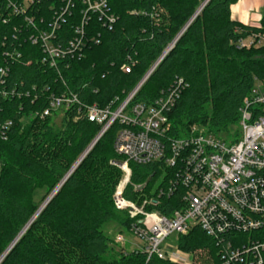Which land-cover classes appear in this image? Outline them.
<instances>
[{
  "label": "trees",
  "instance_id": "16d2710c",
  "mask_svg": "<svg viewBox=\"0 0 264 264\" xmlns=\"http://www.w3.org/2000/svg\"><path fill=\"white\" fill-rule=\"evenodd\" d=\"M67 1L0 0V69H7L3 84L0 75V260L18 239L0 264H173L157 257L147 261L138 250L115 254L104 233L111 223L130 233L133 222L114 202L123 175L111 161L121 159L114 150L121 127L114 125L100 138L59 188L102 127L76 120V108H71L55 129L54 117L42 118V113L51 94L66 91L84 105L105 108L117 97L124 99L156 67L134 103L153 105L171 87L179 88L168 113L171 137L202 124L218 138L237 141L241 109L257 83L264 87V46L237 50L235 44L264 34V14L259 27H250L232 20L231 7L239 0H210L182 33L206 0H105L116 18L112 28L90 14L83 57L53 69L31 36L48 30ZM73 2L57 32L63 47L74 39L86 11L82 1ZM126 64L132 65L129 74L121 69ZM8 122L11 126L2 129ZM130 166L125 198L151 197L163 164ZM179 205L177 191L154 209L169 216ZM246 237L228 234L217 243L195 228L178 237V248L191 254L206 251L210 264H223L220 248Z\"/></svg>",
  "mask_w": 264,
  "mask_h": 264
},
{
  "label": "built area",
  "instance_id": "2783aa9c",
  "mask_svg": "<svg viewBox=\"0 0 264 264\" xmlns=\"http://www.w3.org/2000/svg\"><path fill=\"white\" fill-rule=\"evenodd\" d=\"M80 1L86 6V11L75 30L74 39L65 47L58 45L57 32L74 8L73 0H68L56 14L48 30L31 36L32 43L43 49V62L50 68H57L60 62L83 57L82 51L87 45L85 28L90 14H97L110 28L116 21L109 14L105 0ZM27 21L34 24L31 19ZM260 46H264V34L251 35L235 44L237 50ZM131 66L126 64L121 69L129 74ZM155 68L124 99L117 97L105 108L96 104L84 105L71 91L51 94L42 118L56 117L59 111L76 108V120L86 118L102 127L98 139L114 125L121 127L114 141L115 153L121 159L111 161V165L123 175L116 188L114 202L133 221L130 233L142 243L135 250L146 254L147 261L157 257L173 264H193V255L178 248V237L200 228L217 243H221L228 234L247 236L246 241L237 239L235 243L229 242L220 248L218 256L223 264H264L263 85L257 83L241 109V133L237 141L229 143L218 138L202 124L193 125L185 134L173 138L169 135L168 113L179 98V88L171 87L167 96L153 105L134 103ZM0 75L3 84L7 69H0ZM179 83L181 85L182 81ZM253 109L263 113H256ZM9 126L11 122L2 129ZM132 163L140 166L161 163L164 167L155 182L153 195L137 202L125 198L131 183ZM177 191H180V205L172 214L167 216L154 209L162 197ZM254 234L259 237L254 238ZM172 237L176 240V249H166L164 244ZM117 242L125 245L126 241L120 236Z\"/></svg>",
  "mask_w": 264,
  "mask_h": 264
},
{
  "label": "rangeland",
  "instance_id": "374dc122",
  "mask_svg": "<svg viewBox=\"0 0 264 264\" xmlns=\"http://www.w3.org/2000/svg\"><path fill=\"white\" fill-rule=\"evenodd\" d=\"M63 112L64 111L57 112V116L54 117V120H53L52 124L54 125L55 129H59L61 127V121H62ZM98 135L95 137V139H93V141L90 143L89 147L95 141H97V140L99 141L100 140V138L98 139ZM94 146H93V148H94ZM103 230H104L105 235L108 236L112 240V244H111L110 248H111L112 252L115 253V254H118L120 251L126 252V253H131L137 248V246L142 245V243L137 238H135L131 233L120 232V228L115 223H111L110 225L106 226ZM120 236H122L124 241H126L125 245H122L121 243L117 242V240H118V238ZM164 246L166 247V249L170 248L171 250H175L176 249V240H175V238L174 237L170 238L168 240V242H166L164 244ZM207 253L208 252L203 251V250H199V251H197L195 253H192V255H193V264H210L209 255H207Z\"/></svg>",
  "mask_w": 264,
  "mask_h": 264
},
{
  "label": "crops",
  "instance_id": "0c3cea01",
  "mask_svg": "<svg viewBox=\"0 0 264 264\" xmlns=\"http://www.w3.org/2000/svg\"><path fill=\"white\" fill-rule=\"evenodd\" d=\"M264 14V0H239L231 7L232 20L259 27Z\"/></svg>",
  "mask_w": 264,
  "mask_h": 264
},
{
  "label": "water",
  "instance_id": "95a60500",
  "mask_svg": "<svg viewBox=\"0 0 264 264\" xmlns=\"http://www.w3.org/2000/svg\"><path fill=\"white\" fill-rule=\"evenodd\" d=\"M210 0H206L205 1V3L200 7V9L197 11V13L195 14V16H194V18L191 20V22L184 28V30L182 31V33L190 26V24L194 21V19L197 17V16H199L200 15V13L202 12V10L204 9V7L208 4V2H209ZM181 33V34H182ZM181 34L179 35V37L181 36ZM178 37V38H179ZM178 38L173 42V44L170 46V48H169V50L171 49V48H173V46L175 45V43L177 42V40H178ZM168 50V51H169ZM98 141V140H97ZM97 141H95L89 148H88V150L83 154V156L79 159V161L75 164V166L73 167V169L71 170V172L68 174V176L66 177V179L61 183V185L59 186V188L64 184V182L68 179V177L73 173V171H75V169L78 167V165L82 162V160L87 156V154L91 151V149L93 148V146L96 144V142ZM59 188H57V190L49 197V199L44 203V205L41 207V209H40V211L39 212H41V210H43L45 207H46V205L51 201V199L54 197V195L56 194V192L58 191V189ZM145 188V186H142L141 187V189H144ZM38 212V213H39ZM18 241V239L16 240V242ZM16 242H14V244L9 248V250L6 252V254L2 257V259L0 260V263H1V261L3 260V258L8 254V252L13 248V246L15 245V243Z\"/></svg>",
  "mask_w": 264,
  "mask_h": 264
}]
</instances>
